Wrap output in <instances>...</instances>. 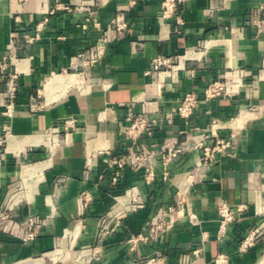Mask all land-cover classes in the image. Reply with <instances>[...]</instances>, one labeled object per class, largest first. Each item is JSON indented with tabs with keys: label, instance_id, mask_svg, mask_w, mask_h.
Returning a JSON list of instances; mask_svg holds the SVG:
<instances>
[{
	"label": "crops",
	"instance_id": "obj_1",
	"mask_svg": "<svg viewBox=\"0 0 264 264\" xmlns=\"http://www.w3.org/2000/svg\"><path fill=\"white\" fill-rule=\"evenodd\" d=\"M60 1L56 6L55 0H0V58L9 54L13 40L18 83L10 132L0 144V206L11 203L19 222L30 215L47 218L32 240L0 230V264H136L150 258L178 264L181 254L199 244L203 250L191 264H213L219 252L228 255L226 264H264V29L257 32L251 24L262 0H182L177 13L183 24L174 15L160 21L161 0ZM115 18L126 28L108 43L101 62L83 73L68 70L74 54L96 45ZM27 34L34 39L27 41ZM195 49L197 57L186 58ZM157 55L186 58L174 80L159 76L160 90L146 74ZM237 70L244 75L230 95L204 98L210 81ZM4 87L0 77V135ZM189 90L200 101L186 123L170 109ZM131 101L159 110L162 118L139 144L159 149L192 127L208 129L213 120L220 136L234 134L233 142L210 164H201L200 152L191 150L169 163L166 180L158 161L151 182L128 169L113 186L108 152L126 148L125 105ZM67 118L75 123L64 130ZM133 187L143 206L126 210L118 225L101 234L100 221L117 207H128ZM85 192L91 199L83 205ZM219 200L245 205L223 238L216 236ZM160 208L167 229L129 241L147 233ZM254 227L263 233L239 250ZM93 247L99 250L94 259L80 258L81 249Z\"/></svg>",
	"mask_w": 264,
	"mask_h": 264
},
{
	"label": "built area",
	"instance_id": "obj_2",
	"mask_svg": "<svg viewBox=\"0 0 264 264\" xmlns=\"http://www.w3.org/2000/svg\"><path fill=\"white\" fill-rule=\"evenodd\" d=\"M89 1L94 3L96 0ZM181 1L182 0H161L159 10L160 21H164L174 15L176 22L178 24H183L182 16L177 13L178 4ZM55 5H62L61 1L55 0ZM63 7L68 9V6ZM258 10L260 15L254 17L251 24L256 27L257 32H260L264 29V0L260 2ZM125 28V21L120 18H115L112 21V26L106 29L104 36L96 45L81 49L74 54L70 66L67 69H73L83 73L86 68L100 63L106 53L108 43L117 38L118 34L125 30ZM24 37L27 41L34 39V36L28 34ZM13 46L14 42L11 40L7 45L9 54L6 57L0 58V77L5 83L2 92L4 102L1 110V115L5 118V123L3 125L4 133L0 135V144L4 142L5 136L10 132L9 123L14 114L18 94V83L16 81L15 71L13 70L17 56L13 50ZM195 51L198 50H192L190 54L186 55V58L193 59L197 57L195 56ZM184 57L185 56L181 57L179 55H157L152 58L150 68L146 71V74L153 78L156 89L160 90L162 87V82L158 79L159 76L165 75L174 80L178 76L179 70L185 69L184 63L182 62L186 59ZM187 72L190 75H194L193 69H188ZM243 75L242 70H237L231 72L230 75L222 79L217 78L210 81L203 91L204 98L209 100L219 96L230 95L231 92L240 85ZM199 101L200 95L194 90H189L174 106H172L170 109L171 114L180 117L188 123ZM138 104L139 102L137 101H131L125 105V119L127 121L123 129V136L127 142L125 150L121 153L108 152L109 158L107 164L112 169L110 173V182L113 186L118 184L122 173L128 169L132 171H141L143 181L146 183L151 182L155 179L158 161H160L162 165V177L166 180L169 176V163L191 150L200 152L201 164H210L216 158L217 154L228 149L233 142L234 134L231 133L228 137L220 136L218 133L220 129L217 125L218 122L213 120L208 129L192 127L188 133H185L184 138L167 139L159 149L139 144V139L144 134L151 135L153 130L161 123L162 118L158 113L159 110H149L143 105L139 106ZM30 108L31 110L39 108L35 97H31ZM74 121L73 118L65 119L62 124V129L67 130L74 127ZM51 132L57 137L59 128L54 127L51 129ZM176 195L177 199L180 200L181 192L178 191ZM83 197L85 198V203L83 205H86V201L90 200L91 196L88 192H85ZM138 199L139 196L136 188H131V191L129 190L128 207H123V209L118 207L117 209L112 208L114 210L108 212L106 217L98 224L101 234L108 233L112 226L118 225L120 218L124 216V212H127L126 210H135L142 207L143 205ZM116 203L122 204L118 199H116ZM244 208V204H230L225 200H219L216 203L215 209L218 215L217 238H223L226 235L229 224L236 219L237 214L243 211ZM169 211L171 214L174 212L171 208ZM46 219L47 218L39 215H30L26 220L19 222L12 216L11 203L6 202L0 206V230L13 236L21 237L25 241L32 240L37 236L40 228L46 224ZM169 220L171 221L172 217H170ZM168 226L169 222L166 217V212L160 208L156 215L148 222L147 233L140 232L133 235L130 237L129 241L136 243L138 240L152 238L159 232L165 231ZM262 233L263 231L259 227L250 229L241 239L238 247L239 250L244 251L252 246ZM202 250L203 247L200 244L191 247L188 252L180 255L178 264H191L193 259L197 257ZM98 251L96 247L81 249L80 258L85 260L94 259ZM227 260L228 255L224 252H219L214 257L213 264H226ZM136 264H156V260L155 258H150L146 261L139 260Z\"/></svg>",
	"mask_w": 264,
	"mask_h": 264
}]
</instances>
